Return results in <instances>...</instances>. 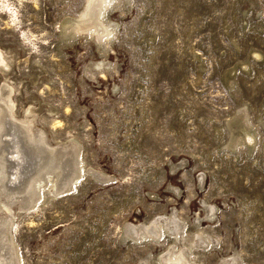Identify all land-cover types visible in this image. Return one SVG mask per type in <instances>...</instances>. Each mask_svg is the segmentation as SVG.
Masks as SVG:
<instances>
[{"label": "rangeland", "instance_id": "374dc122", "mask_svg": "<svg viewBox=\"0 0 264 264\" xmlns=\"http://www.w3.org/2000/svg\"><path fill=\"white\" fill-rule=\"evenodd\" d=\"M89 7L0 0V104L13 88L0 118L31 109L45 152L67 165L78 149L85 165L72 191L13 206L21 263L164 264L175 246L199 264H264V0H116L106 43ZM160 219L185 223L184 240L126 235Z\"/></svg>", "mask_w": 264, "mask_h": 264}, {"label": "bare ground", "instance_id": "6f19581e", "mask_svg": "<svg viewBox=\"0 0 264 264\" xmlns=\"http://www.w3.org/2000/svg\"><path fill=\"white\" fill-rule=\"evenodd\" d=\"M115 1L116 0H90V7L85 14L86 21L92 20L85 28L87 30L92 28L91 31L96 33L98 39L103 43L109 42L108 40L111 37L112 29L106 25L107 23L104 24L102 21V14H104V11L111 7L112 2ZM118 2L116 3L118 4ZM81 22L83 23L84 21ZM85 23L86 22H84V24ZM6 66H8V64L2 60L0 54V69H5ZM4 86L6 90H4L5 92L2 94L4 100L2 99L3 104H0V114L3 106L8 107L10 111L13 106L12 100L9 97L13 88L6 83L3 87ZM8 108L6 111H8ZM29 111L30 116L21 120H16L14 111V115L13 113L7 115L5 120L0 118V264H22L20 253L9 237V235H11L10 230L12 225L15 219L19 217L13 213V206L17 204V202H20L18 200L24 198L29 201L27 206L23 204V206L19 207L20 211H27L29 208L35 209L44 194L58 196L63 193H68L74 189L75 184L78 183L84 175L85 165L82 157L79 155L80 150L75 149V160L67 165L63 163L61 158L56 156V151L54 152L53 149L45 152V148L50 149L51 144L47 140L44 131L32 129V119L36 118V115H33L34 112H32L31 109H29ZM246 137L247 142L252 143L254 137L249 134H246ZM75 144L76 146L78 145V143ZM72 165L73 170L71 171L69 166ZM39 169H44V174H38V177L34 178L32 176L33 173L39 171ZM86 172L88 171L86 170ZM89 173L94 175L97 180H104L102 177L104 175H100L101 173H95V171L93 172L91 170ZM203 205L204 208L208 206L205 202ZM213 209L214 207L212 206L210 209L211 212ZM184 225L172 228L168 224H161L160 219L154 220L149 224L127 223L125 230L126 235L136 242L147 239L152 240V242H160L167 236L181 242L184 240ZM164 229L167 231V236L165 235ZM206 240L209 242L208 238H206ZM175 250L176 247L171 246L169 252L162 256L161 261L164 264H199L195 260L194 252L190 251L188 253L182 249Z\"/></svg>", "mask_w": 264, "mask_h": 264}]
</instances>
